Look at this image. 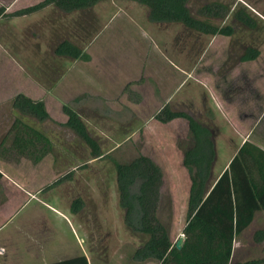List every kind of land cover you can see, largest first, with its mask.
Segmentation results:
<instances>
[{
	"label": "rangeland",
	"instance_id": "obj_1",
	"mask_svg": "<svg viewBox=\"0 0 264 264\" xmlns=\"http://www.w3.org/2000/svg\"><path fill=\"white\" fill-rule=\"evenodd\" d=\"M40 1L0 0L1 7L10 8L0 17V169L3 180L18 181L24 191L23 200L9 194L10 203L1 206L0 225L12 214L7 228L17 234L0 252V264L7 257L15 261L16 256L24 257L25 264H42L39 258L26 259L27 247L44 250L41 256L50 261L51 250L64 239L72 247L78 239L84 243L92 264H98L96 259L101 264H132L131 255L146 236L123 221L115 164L143 155L159 167L155 214L174 243L182 235L189 188L181 162L189 143L187 123L183 118L161 123L154 114L167 104L213 129L211 178H215L240 135L252 125L249 121L242 128L241 114L256 115L260 111L256 104H264V0H189L197 18L232 27L229 36L151 22L147 8L130 0H103L67 14L47 5L29 14L9 15ZM212 3L223 6L220 17L199 14L203 5ZM238 10L252 26L234 20ZM64 38L87 58L56 54L55 46ZM247 46L257 49L258 55L240 62ZM257 92L259 102L254 98ZM18 93L41 100L49 119L21 117L11 107ZM63 104L78 113L96 139L99 157L92 158L90 148L63 125ZM14 118L49 141L51 150L36 162L3 152ZM253 132L264 133V116ZM76 198L82 204L71 213ZM255 226L234 240L230 264L249 260L264 264V239L253 240Z\"/></svg>",
	"mask_w": 264,
	"mask_h": 264
},
{
	"label": "trees",
	"instance_id": "obj_2",
	"mask_svg": "<svg viewBox=\"0 0 264 264\" xmlns=\"http://www.w3.org/2000/svg\"><path fill=\"white\" fill-rule=\"evenodd\" d=\"M99 1L103 0H41L16 9L9 15L29 14L47 5H53L62 14H67L90 9ZM130 1L145 6L148 20L154 23H179L189 30L207 35L229 36L233 33L230 26L217 27L207 19L194 16L188 6L189 0ZM222 8L218 3L203 5L199 14L220 17ZM4 15V8L0 6V17ZM233 18L245 26L253 25L251 19L240 10L234 13ZM55 53L73 59L87 58L79 47L66 38L56 44ZM257 55V49L247 46L238 60H253ZM11 107L21 117L36 122L49 119L41 100H33L22 93L12 98ZM61 110L66 116L63 125L90 148L92 158L99 157L98 143L89 134L78 113L65 104ZM154 118L161 123L183 118L187 123L189 143L181 161L189 178L181 231L183 243L179 249L175 248L166 228L156 217L161 172L150 158L140 155L127 163L115 164L118 204L123 209V221L132 231L146 236V240L135 248L132 257L138 261L153 259L157 264H230L234 240L249 227L256 211L264 214V152L244 141L227 168L212 179L211 169L215 159L213 129L200 123L189 112L173 110L167 104L154 114ZM6 136L10 137L8 145L2 148L3 152L16 157H28L36 162L51 150L45 135L19 118L12 120ZM81 204L79 198L73 200L70 212H77ZM263 239L264 229L253 233L255 242ZM257 262L249 260L240 264ZM47 264H87V261L80 255Z\"/></svg>",
	"mask_w": 264,
	"mask_h": 264
},
{
	"label": "crops",
	"instance_id": "obj_3",
	"mask_svg": "<svg viewBox=\"0 0 264 264\" xmlns=\"http://www.w3.org/2000/svg\"><path fill=\"white\" fill-rule=\"evenodd\" d=\"M13 2H14V0H13ZM9 9H10L9 7H4V12L6 13L7 11H9ZM235 21L237 22V20H235ZM255 89H256V91H259L258 88L255 87ZM258 96H259V93L257 92L254 96V98L256 99L257 102H259V97H260V96L259 97ZM256 106H258L260 109V111L256 115H254L253 112H243L241 114V117L239 118L240 126L243 128V125L248 123L249 121H250V123H252V125L249 129H247V131H245V133H242L240 135L241 140L239 141V144L235 147V149L231 150V153L228 156L226 162L224 163L222 168L218 170L214 179H216L227 168L228 163L230 162L232 157L236 154L238 148L241 146V144L244 141L250 142L251 144L257 146L259 149H261L264 152V133H259V132L254 133L253 132L254 129L256 128V126L259 124V122L261 121V119L264 116V104L262 105V101H261L258 104H256ZM227 113L230 114V111ZM0 173H1V178H0V212H1V209L3 207L2 205L5 204V206H6L10 203V201L8 200L9 194L10 195L12 194L16 200L20 201V200H23V192L24 191H23L21 184H19L18 181L10 179V178H7V181H5L2 179L4 174H3L1 169H0ZM1 186L3 187V189L1 188ZM56 213H58V212L56 211ZM58 214L60 216L64 217V215L62 213H58ZM13 217L14 216L12 214L8 215L7 221H4V223L2 222L3 224L1 223L2 225H0V252L1 251L4 252L6 250L7 244L9 243L10 240H12V236L14 235L13 233L15 232L17 234L16 230L13 231L12 227H10L11 229L7 228V225L10 224V222H11L10 220H11V218L13 219ZM253 223H255L256 228H254V230H252V233H254L255 231H257L259 229H264V214L262 211H256L254 213L253 221L251 222L249 227L252 226ZM23 229H24V227L21 230H23ZM18 231H20V229H18ZM25 234L30 235V234H28V232ZM53 234H55V233H53ZM78 240L75 242L76 246H74V247H72L68 243H65V239L64 240H58V242H60V244H58L57 247H56V245L53 247V250H51V253H50L51 259H50V261H47V262H46V259H44L41 256L43 254L44 250L41 252L40 251L39 252H33L32 249L27 247L24 249V254H25L26 259H27V257L29 259L31 258L33 260L39 258L40 263H42V264H47V263H51V262H55V261H59V260L83 255L86 258L87 264H92L91 255L87 251L85 244L80 243ZM16 258L17 259L15 261H12V260L9 261V258L7 257L6 259H3V262H1V264H9V263L10 264H25V263H22L23 259H25L24 257L16 256ZM130 259L132 260V264H141L143 262L145 264H157L156 261H155V263H152L151 259H145L142 261L135 260L132 257V255H131ZM96 261L98 262V264H101L98 259H96ZM27 264H32V263L28 262ZM33 264H39V263H33Z\"/></svg>",
	"mask_w": 264,
	"mask_h": 264
},
{
	"label": "water",
	"instance_id": "obj_4",
	"mask_svg": "<svg viewBox=\"0 0 264 264\" xmlns=\"http://www.w3.org/2000/svg\"><path fill=\"white\" fill-rule=\"evenodd\" d=\"M183 243V235H180L174 242L175 248L179 249Z\"/></svg>",
	"mask_w": 264,
	"mask_h": 264
}]
</instances>
